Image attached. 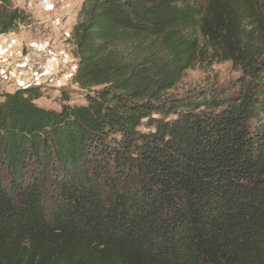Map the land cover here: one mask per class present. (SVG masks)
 I'll use <instances>...</instances> for the list:
<instances>
[{"label": "trees", "instance_id": "obj_1", "mask_svg": "<svg viewBox=\"0 0 264 264\" xmlns=\"http://www.w3.org/2000/svg\"><path fill=\"white\" fill-rule=\"evenodd\" d=\"M69 43L84 104L0 94V264H264V0H83Z\"/></svg>", "mask_w": 264, "mask_h": 264}, {"label": "crops", "instance_id": "obj_2", "mask_svg": "<svg viewBox=\"0 0 264 264\" xmlns=\"http://www.w3.org/2000/svg\"><path fill=\"white\" fill-rule=\"evenodd\" d=\"M18 5L27 9L35 20L33 25L39 26L33 31L11 33L0 36V94L12 93L18 89L41 86L49 81V77L58 67L64 73L56 85L70 84L76 70V61L72 56L69 43L75 15L82 0H18ZM47 49L50 56L45 70L34 73L23 56L33 55L37 51ZM18 65L17 69H13ZM49 86H51L49 84Z\"/></svg>", "mask_w": 264, "mask_h": 264}, {"label": "rangeland", "instance_id": "obj_3", "mask_svg": "<svg viewBox=\"0 0 264 264\" xmlns=\"http://www.w3.org/2000/svg\"><path fill=\"white\" fill-rule=\"evenodd\" d=\"M10 2L12 6L24 10L29 16V23L25 26H21L19 30L15 32V34L23 33L24 30H37L39 26L33 25L35 23V20H32V17L27 9H23L22 6H19L18 0H10ZM69 40L70 39H68L67 41L68 43ZM69 45L71 48L70 43ZM61 67L62 66L58 67L57 70L50 75L49 81L47 83L39 86L41 87V90L43 92V97L36 102L39 106L47 109L59 110L60 105L62 104L61 96L63 93L67 94L70 100L69 104L81 105L85 103L83 98L84 93L78 90L76 86L71 85V83L66 86L56 85V82L60 79V76L65 71L63 70L62 73L58 72L59 68ZM240 77L241 73L239 69L234 67L231 63H214L209 66H203L201 68H196L194 70L186 72L183 79L177 85L173 92L177 95H185L188 93H192V91L194 90L204 89L208 87H228L233 85ZM49 84L51 86H49ZM140 130L145 131V128L141 127Z\"/></svg>", "mask_w": 264, "mask_h": 264}, {"label": "built area", "instance_id": "obj_4", "mask_svg": "<svg viewBox=\"0 0 264 264\" xmlns=\"http://www.w3.org/2000/svg\"><path fill=\"white\" fill-rule=\"evenodd\" d=\"M38 2H41L42 0H36ZM19 55L20 58H25L26 61L28 62V64L31 67V70L34 73H41L45 70L46 67V60L49 58L50 56V52L47 49L41 50V51H37L36 53H34L33 55H26L23 56L21 52L17 53ZM18 65H14L13 69H17ZM63 68H59L60 73H62Z\"/></svg>", "mask_w": 264, "mask_h": 264}]
</instances>
